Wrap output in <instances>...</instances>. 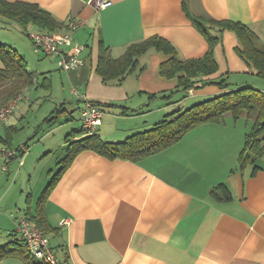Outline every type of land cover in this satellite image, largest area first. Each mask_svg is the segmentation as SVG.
Instances as JSON below:
<instances>
[{
  "label": "crops",
  "instance_id": "obj_1",
  "mask_svg": "<svg viewBox=\"0 0 264 264\" xmlns=\"http://www.w3.org/2000/svg\"><path fill=\"white\" fill-rule=\"evenodd\" d=\"M20 1L48 11L62 23L59 32L67 31L65 23L70 18L84 20V26L73 33L87 47L84 64L62 72L87 99L104 105L105 113L112 111L103 115L97 128L105 140H121L176 110L223 92L215 82L224 77L228 89L249 84L264 91V81L237 54V38L230 30L221 33L214 47L217 70L201 77L209 82L186 93L178 88L181 74L171 78L160 74V65L168 56L156 50L139 57L137 69L144 68L120 82H103L95 72L100 43L117 58L130 43L153 35L169 40L180 59L202 57L207 41L189 15L239 22L264 44V0H109L111 4L102 9H95L93 0ZM44 82L50 85L47 76ZM154 100L158 101L154 104ZM63 108L67 113L63 122L55 120L52 110L46 130L38 133L36 129L32 137L40 138L57 125L71 122L59 132L58 143L64 133L81 128L77 104ZM11 118L0 122V143L9 138L12 146L17 126ZM252 124L253 119L244 113L238 118L227 113L219 122L197 125L175 143L137 162L108 159L91 150L79 152L44 203L47 220L57 230L50 233L49 241L59 250L55 254L58 262L264 264V153L256 160V170L252 164L240 168L238 161ZM24 144L28 147L27 141ZM45 147L47 153L52 149L43 144L42 151ZM219 185L228 189L230 199L222 198L225 189ZM7 197L0 202L5 203ZM31 197L30 192L25 196L23 214L28 205L33 210ZM18 216L0 217V225L3 221L9 225L8 235L16 231ZM0 264L22 263L5 257Z\"/></svg>",
  "mask_w": 264,
  "mask_h": 264
},
{
  "label": "trees",
  "instance_id": "obj_2",
  "mask_svg": "<svg viewBox=\"0 0 264 264\" xmlns=\"http://www.w3.org/2000/svg\"><path fill=\"white\" fill-rule=\"evenodd\" d=\"M189 17L207 41V50L202 57L180 59L175 46L169 40L153 35L130 43L117 58L112 57L109 48L100 43L95 72L103 82H120L137 69L139 57L150 50H156L168 56L160 65V74L167 78L181 74L178 76V88L186 93L191 88L197 89L209 82L201 77L217 70L214 47L221 41V33L224 30H230L237 38L235 47L237 54L254 71L255 75L264 79V44L259 42L257 35L246 25L227 19L202 20L195 16L189 15ZM0 22L3 25L15 22L24 28L27 35L29 25L35 26L38 31L53 32L59 31L62 24L37 4L20 0H0ZM84 46L86 49V45ZM0 62L2 64L0 67V106H4L20 94L23 88L34 84L37 77L35 72L27 70V61L24 55L13 46L2 42H0ZM143 68L144 66H140L137 70L141 71ZM215 83L224 89L223 92L191 104L182 110H176L171 116L166 115L152 127L136 131L121 140H105L97 133L98 127L93 132H89L81 122V128L74 129L65 136L67 145L65 154L59 161L60 167L51 176L48 184L44 186L33 210L28 205L22 216L40 230L49 241L50 233H56L57 230L47 220L44 203L65 169L79 152L91 150L108 159L122 158L137 162L175 143L197 125L219 122L227 113L234 118H238L244 113L248 118L253 119L252 127L246 133L238 161L240 168L252 164L256 170V160L264 153V91L249 84L228 89L229 83L226 77ZM76 104L81 121L82 101L76 98ZM52 112L56 114L55 120L58 116L67 114L63 103L59 107H55ZM74 136L78 138L73 140ZM8 139L4 140V145L11 147ZM219 188L225 189L222 198L230 199L228 189L223 185H219ZM213 194L217 197L214 191ZM27 200L30 202L29 196H27ZM8 236L9 240L0 245V261L5 257H15L22 264H51L36 259L31 254L29 243L17 229ZM49 245L54 253L50 241ZM55 264L63 263L57 260Z\"/></svg>",
  "mask_w": 264,
  "mask_h": 264
},
{
  "label": "rangeland",
  "instance_id": "obj_3",
  "mask_svg": "<svg viewBox=\"0 0 264 264\" xmlns=\"http://www.w3.org/2000/svg\"><path fill=\"white\" fill-rule=\"evenodd\" d=\"M37 31L38 29L35 26L29 25L27 27L29 33ZM75 41L85 44L80 39H75ZM0 42L13 46L19 53L24 55L27 61V70L35 72L39 77L37 83L35 82L23 91L22 99L13 105L8 115V117L12 116L11 123L17 126V130L13 131L11 148L23 146L25 141L28 143L26 153L23 155V165L18 168V159L12 158L7 164V169L3 170V158L0 154V200L4 195L8 196L7 200L4 198L5 203L2 200L4 205L2 201L0 202V217L8 216L10 213L14 217L15 215H23L24 199L28 192L32 195L34 207L44 186L48 184L51 176L60 167L58 161L65 153L63 138L66 133L63 134L58 143H55V141L59 138L61 134L59 132L64 125L71 122L57 125L51 133L44 134L40 138L35 139L36 137L33 138L32 135L36 129L39 130L38 133L46 130L48 124L46 120L50 119L49 114L53 108L59 107L62 103L63 107L68 109L76 107V97L71 96V88L75 87L79 93L81 92L76 85L65 80L64 74L56 64L55 59H51L41 52L39 55L35 53L31 39L22 26L15 22L7 25L0 22ZM45 76L50 80L48 86L45 82L42 84ZM260 79L264 81V79ZM250 84L259 86L255 82ZM173 94H177V92ZM157 101L154 100L153 103L155 104ZM11 103H13V99L7 104ZM111 112L110 110L104 112V114H111ZM77 116L78 113L75 111L74 117ZM57 120L63 122L64 117L58 116ZM75 123L77 124L78 121H75ZM43 144H50L51 151L47 153V147L42 151ZM2 146L5 145L0 143V149ZM8 227L9 225L5 221L0 225V245L10 238L6 231ZM52 244L54 245V242ZM53 250L55 254H59L57 246Z\"/></svg>",
  "mask_w": 264,
  "mask_h": 264
},
{
  "label": "built area",
  "instance_id": "obj_4",
  "mask_svg": "<svg viewBox=\"0 0 264 264\" xmlns=\"http://www.w3.org/2000/svg\"><path fill=\"white\" fill-rule=\"evenodd\" d=\"M110 4L109 0L92 1L95 9H102ZM83 26L84 20L70 18L66 22L67 31L65 32L37 31L28 33V36L31 39L36 54L41 52L49 58L55 59L59 68L62 71L68 72L84 64L83 52L85 46L76 42L73 37V33ZM70 92L72 97H76L82 101L80 116L83 127L87 131L93 132L101 123L104 109L87 99L83 93H79L75 87L71 88ZM20 96L21 94H18L13 99V103L0 106V122L8 117L15 103L14 101L20 98ZM26 150L27 147L24 145L19 148L2 146L0 149V154L3 158L2 169H7V164L12 158L18 159V168H20L23 165V155L26 153ZM262 214L264 215V210ZM65 222V220L62 221V224ZM16 229L29 243L30 252L36 259H41L51 264L57 262V258L49 245L48 238L35 226L31 225L22 215L17 217Z\"/></svg>",
  "mask_w": 264,
  "mask_h": 264
}]
</instances>
